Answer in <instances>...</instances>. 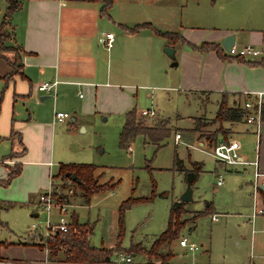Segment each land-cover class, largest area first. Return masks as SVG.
<instances>
[{
	"label": "crops",
	"instance_id": "1",
	"mask_svg": "<svg viewBox=\"0 0 264 264\" xmlns=\"http://www.w3.org/2000/svg\"><path fill=\"white\" fill-rule=\"evenodd\" d=\"M189 4L188 0H114L106 16L100 13V4L93 0L23 1L21 8L9 19L14 36L7 43L16 47V50L5 52L11 61L20 64V73L6 78L11 66L5 57H0V87L3 88L0 146L4 144L3 149L6 150L4 154L0 153V181L7 179L13 160L21 163L22 169L10 183L16 185L25 171L30 172L32 179L24 185L21 199L4 200L7 201L5 203L14 206V203L24 202V206L35 209L32 217H37L41 212L38 194L50 185L55 174L51 171L54 164L51 161L54 129L59 124L53 119L55 110L68 112L70 125L78 127L81 115L91 113L99 95H110L122 99L119 107L125 113L131 108L130 96L140 86V81L162 82L161 88L177 89L186 98H197L200 114L191 117V125L186 128L188 140L192 142L197 139L194 135L199 130L195 128L196 117L201 118L202 115L213 118L216 128L221 125L224 130L209 133L214 141L227 137L235 139L240 144L243 160L246 156L256 157L259 170L264 172V119L258 126L247 123L243 117L234 121L215 119L219 102H225L228 107L242 108L245 99H254L259 93L264 109V56L233 58L222 44L226 35L233 34L231 45L252 44L264 50V0H194ZM1 7H5L4 2H1ZM142 23H150L162 32L180 34L186 42L176 41L170 45L164 36L148 27L135 32L129 30ZM106 32L113 33L109 48L99 40ZM203 42L213 43L217 48L200 51L194 47ZM165 46L175 49L176 64L167 57ZM170 67L178 68V72L170 73ZM170 80L176 86L170 84ZM41 82L55 83L53 90L50 93L38 91L36 85ZM21 101L25 107L30 104L31 109L24 120L16 118V105ZM209 106H213L214 114H207ZM13 132L16 136H13ZM250 136H253L255 143L253 153L246 150L245 146ZM7 149L18 155L9 157ZM194 162L202 164L199 177L203 172L202 162L190 160L189 167L183 164L191 168ZM238 166L241 168L235 170L239 173H249L246 166L252 168L250 183L255 211L262 202L258 189H254L253 165H226L215 160L214 174L216 176L219 169L232 170ZM40 175V179H35L34 176L38 178ZM196 181L190 185L191 199L185 202L187 206L192 201V189ZM183 182L184 190L180 196L187 185L184 176ZM222 184L217 185L215 182L213 185L219 187ZM259 187L264 189L262 185ZM73 190L70 188L68 191L72 193ZM75 192L77 199L74 202H67L66 192L63 198L71 205L70 220L75 218L78 223H87L93 231L91 221L79 220L75 208L82 204L85 195L78 190ZM180 196L177 198L179 201ZM87 200L88 203L90 199ZM208 206L210 203L206 204ZM210 211L211 221H218L219 214L212 209ZM214 215L217 217L215 220L212 219ZM195 220L190 221V231L195 227ZM28 231L29 240L24 242V246H11V243L0 241V264H23L43 257L38 246L31 242L32 231L29 228ZM92 231L88 241L95 246L90 242ZM137 243L143 245L139 241H130V245ZM189 252L174 258L178 263L189 257L197 262L194 264H204L200 255ZM248 263L254 264L251 260Z\"/></svg>",
	"mask_w": 264,
	"mask_h": 264
},
{
	"label": "rangeland",
	"instance_id": "2",
	"mask_svg": "<svg viewBox=\"0 0 264 264\" xmlns=\"http://www.w3.org/2000/svg\"><path fill=\"white\" fill-rule=\"evenodd\" d=\"M193 1L188 0L189 5ZM174 56H176L175 49ZM169 71L177 73L178 68L170 67ZM161 83L140 81V86L135 88L130 96V107H135L138 115L139 111L143 109H153L156 113L154 116H139L143 123L154 125L155 117L168 120L171 133L160 146L149 141L143 135H137L128 144L131 146V151L119 146V134L124 121V113L119 107L122 99L117 96L105 95L103 97L99 95L96 99L97 106L94 104L95 107L91 113L81 115L82 120L78 127L70 125V117L63 124L55 125L51 156V161L54 163L51 167L52 173H56L59 163H91L96 166L93 177L97 183L113 185L105 192L94 193L92 196H85L83 200L80 199L83 201L82 204L75 208L80 221H91L93 224L90 242L95 246L114 245L112 247L102 246L111 257L116 252L129 248L131 240L142 242L145 247L152 243L167 225L171 203L176 201L184 190L183 175L174 167V153L177 152L186 166L190 164V160H198L203 163V172L192 189V201L189 202V206L184 205V211L180 214V218L186 221L180 235L186 236L198 246L193 254L200 255L204 264H250L249 260L254 264H264V212L253 215V188L250 183L252 168L245 167L249 173L236 171L235 169L241 168L240 166L232 170L230 168L219 169V173L215 176V159L209 153L211 148H207L213 144L214 139L208 143L206 136H210L209 133H217V131L224 132L223 128L221 125L216 128L217 124L213 123V118L200 115L201 118L196 117L195 128L196 130L199 128V130L194 135L197 136V139L189 141L186 128L191 125V117L200 114L197 98L191 96L186 98L177 89L161 88L159 87ZM170 84L176 86L171 80ZM2 102L3 88L0 90V104ZM16 110V118L24 120L28 112H31L30 104L25 107L21 101L16 105ZM207 114H214L213 106L207 108ZM175 132L182 135L178 144L174 142ZM199 140L206 144L203 149L195 145ZM253 140V136H250V139L245 143L246 150H249L250 153H253L255 147ZM243 142L245 141L243 140ZM3 147L4 144H1L0 153L2 154L6 151ZM7 150V153H12L9 149ZM245 160L251 162L256 160V157L246 156ZM16 165L17 162L13 160L11 168ZM29 174L28 171L23 172L22 178L16 185L14 183L4 184L0 181V199H3L0 200L2 202V207H0V241L11 243V246L17 244L24 246V242L29 240L28 228L32 223H36L42 232L46 230L44 210H41L37 217H32L31 214L35 212V209L31 206H24V202L14 203L15 205L12 206L13 204L8 205L5 203L7 201H4L17 200L23 195L24 185L32 179ZM218 175L222 176L223 184L215 187L213 184ZM34 177L40 179L42 175L38 178ZM57 182H60L59 179H53V183L57 184ZM69 185V189L73 188L74 190L72 193H69V189L65 190L68 195L67 202H74L77 199L74 193L76 190H80L73 184ZM48 187L49 185L44 189L47 190ZM44 189L40 192L45 191ZM128 197H146L147 199L134 203L124 210V228L119 243L117 238L115 239L118 227V209L121 202ZM87 199H90L88 203ZM177 200L179 201V199ZM207 203H210V206L206 207ZM70 206L68 204L69 213ZM260 207H264L263 204L259 205ZM190 208L201 211L190 210ZM206 209L209 212L212 209L219 214L217 215L218 221H211L209 212L197 216ZM195 218V227L190 231L188 226L190 221ZM57 219L58 214L53 210L51 221L54 222ZM179 236L163 247L162 251L169 250L172 254L166 263H160L159 259H153L149 264L197 263L189 257L181 263H178V260L174 258L190 253L178 244ZM138 245L140 246L141 243ZM140 256H133L134 264H148L147 258L143 255L141 259ZM103 263L105 262L79 264Z\"/></svg>",
	"mask_w": 264,
	"mask_h": 264
},
{
	"label": "trees",
	"instance_id": "3",
	"mask_svg": "<svg viewBox=\"0 0 264 264\" xmlns=\"http://www.w3.org/2000/svg\"><path fill=\"white\" fill-rule=\"evenodd\" d=\"M24 0H0V57H5L11 66V71L6 75V78L10 79L14 74L20 73V64L16 61H11L5 52L10 50H16L14 46L9 45L7 42L13 38L14 31L10 25V17L15 11L21 8ZM100 4V13L102 15H108V10L112 6L114 0H93ZM1 2L5 3V7H1ZM148 27L154 30L156 33L164 36L167 42L171 45L176 41L186 42L185 39L180 34L159 31L153 27L150 23H142L139 25H134L129 28L130 31L135 32L139 28ZM194 46V45H193ZM200 51L206 49H216L217 46L213 43L203 42L199 46H194ZM231 56V55H230ZM233 58H243L238 56H232ZM138 115V111L135 107H131L124 113V121L119 134V146L122 148H127V145L134 140L137 135H143L149 141L160 146L162 141L168 137L171 133V127L168 125L167 119H162L155 117L154 125H147L143 123ZM244 116V110L237 106L228 107L223 101L219 102L215 119L218 121L224 120H240ZM142 117V116H141ZM261 118L264 119V109H262ZM13 136L16 134L13 132ZM214 138L211 136L207 137L208 143H210ZM24 152V150L22 151ZM21 152V153H22ZM18 155V153H11L9 157L13 155ZM174 167L177 171L182 172L184 180L187 184L192 185L198 178L199 173L202 170V164L199 162H194L191 168H186L183 164L182 159L179 158L177 152L174 153ZM96 168L94 164L91 163H80V164H64L60 163L58 165L56 173L53 175V179H59V183H53L54 187L60 189L59 193H55L54 196L57 200H64L65 190L69 189V184H73L80 190L83 195H91L95 192H103L105 190L111 189L113 185H100L93 177V171ZM22 169L21 163H17L16 166L12 167L7 179L2 180L4 184H9L10 181L20 174ZM75 172L79 181L71 180L66 172ZM69 185V186H68ZM259 196L261 202L264 206V189L258 187ZM147 199L146 197L132 198L128 197L123 202H121L118 209V219H117V240H121L123 234V212L130 205L143 201ZM184 201H173L169 210V218L167 225L164 230H162L152 241V243L145 247L143 245L132 244L129 248L125 250H120L126 253H135L141 256H145L147 263H152L153 259H159L160 263H166L172 254L169 250L162 251L163 247L170 244L175 240L184 228L186 221L180 218V214L184 211ZM209 210L200 212V214L208 213ZM92 228L89 227L87 223H78L75 218L71 220L70 227L66 232H55L48 235L45 238V242L48 245V259L60 261V262H72V263H83V262H107L108 253L107 250L102 247L92 246L88 241V236L91 233ZM120 243V241H119ZM120 245V244H119ZM39 249H42V244L37 245ZM121 247V246H119ZM127 250V251H126ZM143 254V255H142Z\"/></svg>",
	"mask_w": 264,
	"mask_h": 264
},
{
	"label": "built area",
	"instance_id": "4",
	"mask_svg": "<svg viewBox=\"0 0 264 264\" xmlns=\"http://www.w3.org/2000/svg\"><path fill=\"white\" fill-rule=\"evenodd\" d=\"M99 40L102 44L109 48L112 45L113 41V33L106 32L99 37ZM226 52L231 56H238L243 58H254V57H261L264 56V50L260 47H256L252 44H243V45H231ZM55 83L50 82H41L36 85V89L42 93H50L53 90ZM81 96V94H79ZM242 108L244 110V120L247 123L254 124L258 126L261 122V115H262V100L260 97V93L257 95L256 98L251 99L247 98L244 100L242 104ZM140 116H154L156 113L153 109H143L139 111ZM70 117L69 113L66 111L55 110L53 112V119L56 123H63L66 119ZM180 133L176 132L174 134V141L175 143H179ZM198 148L203 149L205 147L204 142L197 141L195 144ZM240 144L238 141L231 137L218 139L213 142L210 146L209 153L212 157L226 165H235V164H251L254 166L253 170V183L254 189L257 190L259 185L264 187V172H261L258 168V161L257 159L251 162H247L243 160L240 155L239 148ZM127 150L131 151V146H127ZM223 182L222 176L218 175L216 184L220 185ZM60 189L58 187H54L52 182H50L49 187L47 190L40 192L38 194V201L42 210L46 213V220H45V232L39 230V226L36 223H32L29 226V229L32 231L31 235V242L36 246L38 244H42L41 252L43 257L38 260L27 261L23 262V264H79V263H72V262H60L55 260L48 259V245L45 242V238L55 232H66L70 227V213L68 209V203L64 200H57L54 196L55 193H59ZM56 211L58 214V219L54 222L51 221V214L52 211ZM264 207L257 208L254 214H263ZM212 219L215 220L217 217L214 215ZM178 244L185 248L187 251H196L198 246L190 241L186 236L180 235L178 238ZM103 264H134L133 262V255L131 253L126 252H116L113 257H110L107 262ZM251 264V263H250Z\"/></svg>",
	"mask_w": 264,
	"mask_h": 264
},
{
	"label": "water",
	"instance_id": "5",
	"mask_svg": "<svg viewBox=\"0 0 264 264\" xmlns=\"http://www.w3.org/2000/svg\"><path fill=\"white\" fill-rule=\"evenodd\" d=\"M233 43V34L226 35L225 39L223 40L222 44L224 49L228 50L231 44ZM164 52L167 54V56L173 60V62L176 64L175 56H174V48L171 46H165ZM102 150V149H101ZM66 175L70 177L71 180H77L79 181V178L77 177L75 172H66ZM191 199V187L190 184L186 185V189L184 193L180 196L181 201H189Z\"/></svg>",
	"mask_w": 264,
	"mask_h": 264
}]
</instances>
